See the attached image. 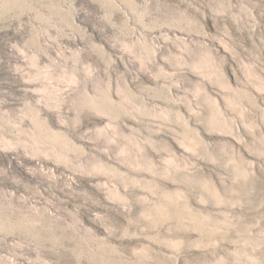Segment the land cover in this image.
Returning a JSON list of instances; mask_svg holds the SVG:
<instances>
[{"label": "rangeland", "instance_id": "obj_1", "mask_svg": "<svg viewBox=\"0 0 264 264\" xmlns=\"http://www.w3.org/2000/svg\"><path fill=\"white\" fill-rule=\"evenodd\" d=\"M0 264H264V0H0Z\"/></svg>", "mask_w": 264, "mask_h": 264}]
</instances>
